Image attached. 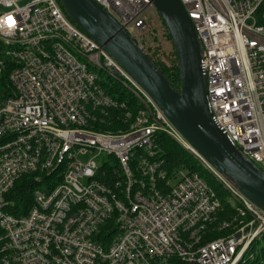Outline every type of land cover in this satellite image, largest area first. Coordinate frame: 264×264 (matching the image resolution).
Instances as JSON below:
<instances>
[{
  "label": "built area",
  "instance_id": "1",
  "mask_svg": "<svg viewBox=\"0 0 264 264\" xmlns=\"http://www.w3.org/2000/svg\"><path fill=\"white\" fill-rule=\"evenodd\" d=\"M95 1L140 40L152 0ZM180 1L204 47L214 120L264 171V0ZM0 44V81L9 68L11 92L0 93V264H242L257 257L264 209L191 146L59 0H0ZM101 80L119 85V100ZM123 91L136 104L120 99ZM160 133L189 152L202 175L190 168L170 175ZM57 169L60 181L37 188L27 213L10 211L20 178L33 174L42 183ZM217 189L228 195V210Z\"/></svg>",
  "mask_w": 264,
  "mask_h": 264
},
{
  "label": "water",
  "instance_id": "2",
  "mask_svg": "<svg viewBox=\"0 0 264 264\" xmlns=\"http://www.w3.org/2000/svg\"><path fill=\"white\" fill-rule=\"evenodd\" d=\"M70 19L96 40L155 100L185 139L249 200L264 209V171L217 125L208 102L204 47L180 0H152L177 54L181 90L143 46L95 0H59Z\"/></svg>",
  "mask_w": 264,
  "mask_h": 264
},
{
  "label": "trees",
  "instance_id": "3",
  "mask_svg": "<svg viewBox=\"0 0 264 264\" xmlns=\"http://www.w3.org/2000/svg\"><path fill=\"white\" fill-rule=\"evenodd\" d=\"M169 40H171L170 34L166 33ZM157 40L156 37H154ZM140 42V41H138ZM144 48V47H143ZM147 53L153 59L155 64L158 66L162 74L169 80V82L176 88L177 91L181 90V73H180V66L177 58L176 51L174 46L169 54L163 52L161 46L159 44H155L154 46H149ZM3 48L0 44V58L4 57L2 53ZM162 56H166L169 60V64H166L162 60ZM8 69L2 80L0 81V93L2 90L5 94L10 95V88L9 82L7 78ZM104 86L110 94L115 96L118 100L119 97L115 95V91H119L120 87L117 83L112 80H101ZM114 90V91H112ZM122 94V95H121ZM120 99L128 98L131 104H136V101L131 98L130 94L123 91L120 93ZM157 148L160 149V158L164 160L163 167L168 171L170 175L174 174V172L180 168H190L192 171L198 172L202 175L200 170V166L196 162V160L187 152L185 149L177 145L172 139H170L166 134L160 133L157 139ZM61 169H57L54 173L50 175H45L42 183L36 181L33 174L25 175L24 177L20 178L14 188L10 191L8 195V199L13 203L10 208V211L13 214L20 215L25 214L31 208L33 204V193L37 188H40L44 183L45 184H56L58 183L61 178ZM220 191V189H217ZM222 195V194H220ZM224 209L228 210L230 207L229 204H224ZM222 233H215L211 238H216L221 236ZM253 253L257 256L254 260L248 259L245 263L242 264H258L260 261L264 260V247L256 249L254 246Z\"/></svg>",
  "mask_w": 264,
  "mask_h": 264
},
{
  "label": "rangeland",
  "instance_id": "4",
  "mask_svg": "<svg viewBox=\"0 0 264 264\" xmlns=\"http://www.w3.org/2000/svg\"><path fill=\"white\" fill-rule=\"evenodd\" d=\"M147 24L146 28L143 29L142 34L140 35V43L143 45L144 49H148L149 46H154L155 44H159L163 52L169 54L172 50L173 43L172 40H169L166 33L168 32L166 26L163 23V20L155 7L146 12ZM157 38V40L154 39ZM136 38V37H135ZM147 51V50H146ZM162 60L169 64V60L166 56H162ZM101 159L99 160V162ZM213 181L214 186L218 187V183ZM222 190V189H221ZM220 190V194H221ZM221 200L224 204H228V195L222 194ZM256 249L264 247V240H262L259 244H255Z\"/></svg>",
  "mask_w": 264,
  "mask_h": 264
}]
</instances>
